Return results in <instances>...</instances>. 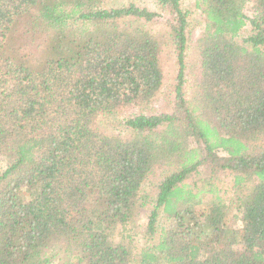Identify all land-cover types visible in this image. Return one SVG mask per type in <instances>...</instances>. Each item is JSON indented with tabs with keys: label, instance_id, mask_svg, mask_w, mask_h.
<instances>
[{
	"label": "trees",
	"instance_id": "trees-1",
	"mask_svg": "<svg viewBox=\"0 0 264 264\" xmlns=\"http://www.w3.org/2000/svg\"><path fill=\"white\" fill-rule=\"evenodd\" d=\"M105 1L0 0V264H264V0Z\"/></svg>",
	"mask_w": 264,
	"mask_h": 264
},
{
	"label": "rangeland",
	"instance_id": "rangeland-1",
	"mask_svg": "<svg viewBox=\"0 0 264 264\" xmlns=\"http://www.w3.org/2000/svg\"><path fill=\"white\" fill-rule=\"evenodd\" d=\"M105 5L107 8L109 7H119V6H126L127 4L131 3L136 5L139 8H145L148 9L149 11H153V12H158L157 8H156V3L155 0H106ZM181 7L184 11H186L189 16H188V20L190 23V26L195 28V34L198 35L199 30H200V24H199V16H198V12L194 9V5H193V0H181ZM159 15H163L162 12H159ZM161 19H156V24L155 25H151V29L154 30H158L159 29V21ZM195 35V36H196ZM31 50V49H30ZM173 63V62H172ZM166 77H165V81L167 84H169L171 82V79L174 77V75L176 74V66L173 64H170V66L166 67ZM169 87L167 86H163L162 88V93H165L166 91H168ZM167 94V93H165ZM167 96H162L161 97V102L159 103L160 107L166 105L167 103ZM191 144L192 141H190ZM3 166H0V170ZM150 207H145L142 210H136L135 214H134V221H135V225L137 227L140 226H144L147 222V217L150 213ZM140 243L139 240H136V244ZM51 255L52 254H57L58 253V248L57 247H53L52 249H50L49 252ZM51 264H59L58 259L55 258L53 260V262Z\"/></svg>",
	"mask_w": 264,
	"mask_h": 264
}]
</instances>
